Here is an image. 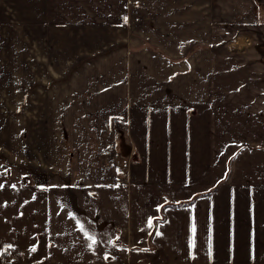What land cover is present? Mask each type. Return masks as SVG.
I'll return each mask as SVG.
<instances>
[{
	"label": "crops",
	"instance_id": "crops-1",
	"mask_svg": "<svg viewBox=\"0 0 264 264\" xmlns=\"http://www.w3.org/2000/svg\"><path fill=\"white\" fill-rule=\"evenodd\" d=\"M220 21L261 33L264 0H0V48L15 37L36 53L66 24L114 28L128 47L95 63L98 124L127 128L99 184L3 180L27 158L1 142L0 264H264V47L220 44ZM58 44V67L102 51ZM33 82L8 80L19 94L0 101H27Z\"/></svg>",
	"mask_w": 264,
	"mask_h": 264
},
{
	"label": "rangeland",
	"instance_id": "rangeland-1",
	"mask_svg": "<svg viewBox=\"0 0 264 264\" xmlns=\"http://www.w3.org/2000/svg\"><path fill=\"white\" fill-rule=\"evenodd\" d=\"M30 13L33 11H28V14ZM9 14L8 16L14 14L13 7L10 8ZM216 29L222 37L218 38V42L224 43L225 46L261 45L264 47V30L258 33L256 25L247 27L220 21L217 26H212V32ZM57 31H59L55 34L57 39L56 36L51 38L50 31L46 32L42 41L43 46L36 53L33 51L36 44L29 41L26 47L21 46L18 38L15 37L1 42L0 97L4 96L6 89H10L12 95L19 94L16 90L20 85H9L8 80L19 82L25 77L29 83L35 82L32 88L36 90V94L30 95V84L26 86L28 87L27 101H0V149L9 147L6 143H1L2 141L14 138L13 146L18 142L23 143L27 158L26 166L20 169V173L11 175L6 172L2 177H4L3 180H18L23 174L26 176L25 180L31 182L36 180L37 176L43 184L77 182L87 188V186L99 184V177L102 178L103 174L113 171L114 132L119 134L120 130L127 129L126 125L118 119L117 121L113 119L116 129L98 124V115L95 112V99L98 97L95 96L101 86L98 82L96 85L95 63L103 56H108L109 53L117 50L118 45H122L123 50L128 47L124 44L125 42L114 43L117 40L114 28L66 24ZM227 35L233 37V40L228 41ZM55 41H58L59 47L63 45L60 43H65L75 49L77 47L73 45L83 48L85 43L97 42L102 51L90 56L76 55L73 49L68 48V51L75 54L70 60L71 64L68 67L65 64L58 67L54 61L51 63L57 49L50 46V43ZM113 43L115 45L110 46ZM138 46V50L149 47L152 52L153 50L161 51L160 48L147 42ZM204 48L206 52L209 51L208 46ZM129 51L126 50L127 55ZM50 63L57 69L53 72L57 73L51 72ZM179 65L183 67L184 63L176 64L177 69ZM59 68L63 69L59 70ZM40 133L42 148H38L41 150L38 151L36 146L38 147L40 143L38 138ZM51 138L53 145L56 146L53 151L57 152L53 158L48 157L51 151L49 144ZM99 154L102 155L101 161L98 159Z\"/></svg>",
	"mask_w": 264,
	"mask_h": 264
},
{
	"label": "snow or ice",
	"instance_id": "snow-or-ice-1",
	"mask_svg": "<svg viewBox=\"0 0 264 264\" xmlns=\"http://www.w3.org/2000/svg\"><path fill=\"white\" fill-rule=\"evenodd\" d=\"M193 232H195V226L193 225ZM89 239H91L92 240V242L93 243H95V240H94V238H92V237H89ZM90 247H91V245H89ZM33 251H35V248H33L32 249Z\"/></svg>",
	"mask_w": 264,
	"mask_h": 264
}]
</instances>
